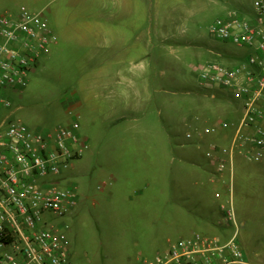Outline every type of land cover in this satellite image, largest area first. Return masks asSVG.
<instances>
[{"label": "rangeland", "instance_id": "rangeland-1", "mask_svg": "<svg viewBox=\"0 0 264 264\" xmlns=\"http://www.w3.org/2000/svg\"><path fill=\"white\" fill-rule=\"evenodd\" d=\"M62 2H51L59 6L51 15L44 11L58 36L52 31L28 85L11 96L14 117L32 129L80 124L85 146L59 178L60 188L76 186L78 200L53 220L72 260L141 264L180 239L229 238L234 228L220 204L231 173L213 179L206 156L226 134L204 129L236 120L241 103L204 88L192 65L233 63L234 54L250 51L215 38L210 26L230 10L252 17L253 0ZM234 172L235 213L246 223L238 233L243 262L264 264V180H245L264 178V162L239 157Z\"/></svg>", "mask_w": 264, "mask_h": 264}, {"label": "built area", "instance_id": "built-area-1", "mask_svg": "<svg viewBox=\"0 0 264 264\" xmlns=\"http://www.w3.org/2000/svg\"><path fill=\"white\" fill-rule=\"evenodd\" d=\"M253 7L250 18L230 10L210 26L212 36L247 47V54H234L233 63L192 65L204 88L227 91L241 103L236 120H219L204 129V134H226L223 141L211 143L206 156L213 179L231 173L229 196L220 209L234 232L224 241L201 235L180 239L141 264L244 263L233 199L235 164L239 157L264 162V0H253ZM54 38L43 12L25 6L18 13L0 11V264H76L53 220L77 203L76 190L60 188L58 177L80 155L73 145L85 146L79 122L44 132L16 119L12 111L11 95L28 85L40 53ZM215 196L221 198L222 193Z\"/></svg>", "mask_w": 264, "mask_h": 264}, {"label": "crops", "instance_id": "crops-1", "mask_svg": "<svg viewBox=\"0 0 264 264\" xmlns=\"http://www.w3.org/2000/svg\"><path fill=\"white\" fill-rule=\"evenodd\" d=\"M54 0H0V11L1 12H11V13H18L20 8L25 6L27 7L28 9H30L31 11H35V12H43L45 10L48 11V14L51 15L56 9L59 8V6H56V8H54V6H51V2H53ZM60 0H57V2H59ZM87 0H63V2L60 4L61 6H68V5H80V4H83L84 2H86ZM95 1H98L99 4H101V2L104 1L105 3V0H95ZM21 2V3H19ZM23 3V4H22ZM22 4V5H21ZM59 5V4H58ZM75 5V6H76ZM51 18V17H50ZM67 19V17H62L61 20L62 21H65ZM66 22V21H65ZM56 23L54 22H51L50 21V27L52 29V31L57 35V28H56ZM57 31V32H56ZM60 31V30H59ZM63 32V31H61ZM58 36V35H57ZM78 102H75L74 104H70L68 107H67V111L70 113L71 111H73V109L77 106ZM74 120H77V119H74ZM73 120V121H74ZM71 123V122H70ZM70 123H67V124H70ZM79 127H80V124H79ZM84 142V141H83ZM85 143V142H84ZM73 147L75 149H79L80 150V155L75 159L77 160L78 158H80L81 156V152H82V146H79L77 144H74ZM74 160V161H75ZM73 161V162H74ZM73 162H72V165L71 167H73ZM70 167V168H71ZM68 170V169H67ZM255 171V170H254ZM258 173H260V175H262V171L259 169L257 171ZM63 175V174H62ZM61 175V176H62ZM58 177V178H61ZM246 181H262L264 180V178H246L245 179ZM73 188L74 190H76V193H77V188L76 186L74 187H71ZM77 200H78V195H77ZM246 223L243 221V222H240V226H244ZM241 264H246V263H241Z\"/></svg>", "mask_w": 264, "mask_h": 264}, {"label": "trees", "instance_id": "trees-1", "mask_svg": "<svg viewBox=\"0 0 264 264\" xmlns=\"http://www.w3.org/2000/svg\"><path fill=\"white\" fill-rule=\"evenodd\" d=\"M230 264H240V263H235V262H233V263H230Z\"/></svg>", "mask_w": 264, "mask_h": 264}]
</instances>
